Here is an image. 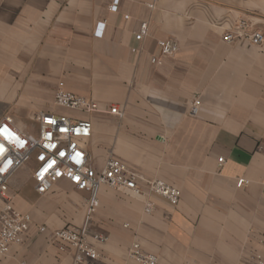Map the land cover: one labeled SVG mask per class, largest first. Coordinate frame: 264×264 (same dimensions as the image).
Here are the masks:
<instances>
[{
    "label": "crops",
    "instance_id": "crops-1",
    "mask_svg": "<svg viewBox=\"0 0 264 264\" xmlns=\"http://www.w3.org/2000/svg\"><path fill=\"white\" fill-rule=\"evenodd\" d=\"M112 2L0 0V120L24 128L19 118L38 112L69 115L53 105L60 86L119 107L121 118L82 115L92 123L91 166L100 171L116 158L178 189L179 202L147 195L146 215L145 198L100 187L91 213L88 192L61 181L37 195L21 171L10 184L13 206L32 224L0 264H71L68 247L51 239L67 226L107 237L93 242L96 264H138L127 257L133 243L157 264H258L255 256L264 264V40L223 39L241 21L244 32L264 36V0H155L153 10L146 0H119L116 13ZM167 39L178 47L172 56L157 45ZM238 179L248 184L237 188Z\"/></svg>",
    "mask_w": 264,
    "mask_h": 264
},
{
    "label": "built area",
    "instance_id": "built-area-1",
    "mask_svg": "<svg viewBox=\"0 0 264 264\" xmlns=\"http://www.w3.org/2000/svg\"><path fill=\"white\" fill-rule=\"evenodd\" d=\"M119 0H113L110 11H118ZM149 10L155 8V0H146ZM247 26L239 22L234 31L226 33L223 39L231 42L243 39L251 45L259 46L264 36L261 32H244ZM104 24L99 23L94 36L101 38ZM148 35V24H140L135 39L142 41ZM162 56H172L178 51L177 44L171 40L158 41ZM152 64H160L157 58ZM53 105L70 114L38 112L30 118L32 127L16 126L11 116L0 120V255H6L13 245H21L32 224L31 216L17 211L13 206L15 198L10 190L13 178L21 171L27 170L31 175L33 189L37 195H45L57 183L64 181L77 191H86L89 211L93 213L98 203L96 193L102 187H108L124 195L144 200V213L150 215L153 204L146 200L147 195L158 196L171 205H177L181 192L158 179H146L137 171L116 158H108L100 171L90 164L85 150V142L92 136V123L84 120L82 115L108 114L121 118L123 111L116 106L97 103L85 97L65 91L61 86L54 94ZM200 101L196 99L190 106L189 116L196 117ZM222 158L218 159L221 165ZM248 184L245 179H238L236 187ZM40 232L45 228L41 227ZM51 239L60 244L59 250L66 248L72 253L71 264H96L99 253L94 243H105L104 235L89 234L85 227L67 226L51 233ZM127 257L138 264H157V258L141 250L138 243H133ZM26 264V263H21Z\"/></svg>",
    "mask_w": 264,
    "mask_h": 264
},
{
    "label": "rangeland",
    "instance_id": "rangeland-1",
    "mask_svg": "<svg viewBox=\"0 0 264 264\" xmlns=\"http://www.w3.org/2000/svg\"><path fill=\"white\" fill-rule=\"evenodd\" d=\"M20 121L23 123V125L29 130L32 127V124L30 121H28L26 118H19ZM105 187V186H102ZM108 188V187H107ZM110 189V188H109ZM128 196V195H127ZM132 197V196H131ZM136 198V197H134ZM139 199V198H137ZM142 202L144 203V200H142ZM144 211V209H143ZM75 227V226H74ZM255 260L257 261L258 264H263V259L260 256H255Z\"/></svg>",
    "mask_w": 264,
    "mask_h": 264
}]
</instances>
